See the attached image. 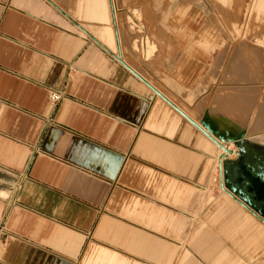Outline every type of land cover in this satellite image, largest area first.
<instances>
[{"label":"crops","instance_id":"obj_1","mask_svg":"<svg viewBox=\"0 0 264 264\" xmlns=\"http://www.w3.org/2000/svg\"><path fill=\"white\" fill-rule=\"evenodd\" d=\"M197 2L0 0V264H264L233 156L218 189L203 124L231 122L233 92L216 91ZM235 225L240 248L212 245Z\"/></svg>","mask_w":264,"mask_h":264},{"label":"rangeland","instance_id":"obj_2","mask_svg":"<svg viewBox=\"0 0 264 264\" xmlns=\"http://www.w3.org/2000/svg\"><path fill=\"white\" fill-rule=\"evenodd\" d=\"M261 2L264 0H199L196 4L202 7V17L197 19L200 23L195 32L202 43H211L216 47L212 50L216 63V91L220 93L227 89L233 92L232 100L228 98L221 101L219 98L218 110L240 128L239 135H244L236 138L238 142L230 141L226 144L227 148L238 151L229 159H238L239 170L226 172L225 176L231 183L253 193L254 199L264 210V179L254 171L250 154L254 148H264V141L260 139L256 126V115L260 116L264 106V7ZM218 129V133L224 136V132ZM238 144L244 145L246 150L241 151ZM216 179L218 189L222 191L218 163ZM259 216L264 219V213ZM245 222L251 223V220L245 218ZM235 226L231 233L224 236L212 234L207 237L213 240L212 245L216 243L221 247L226 244L228 248H234V244H239L240 248L242 242H234L232 239L243 238L239 232L243 228ZM224 237L228 242H223ZM203 260L211 264L208 259Z\"/></svg>","mask_w":264,"mask_h":264},{"label":"bare ground","instance_id":"obj_3","mask_svg":"<svg viewBox=\"0 0 264 264\" xmlns=\"http://www.w3.org/2000/svg\"><path fill=\"white\" fill-rule=\"evenodd\" d=\"M261 6L264 7V2H261ZM261 78V77H260ZM261 109V108H260ZM261 113V114H260ZM260 113H257V114H260V116L256 115V117L258 118L257 119V128H258V135L260 137V139H262L264 141V106L262 107ZM212 121H213V124L215 126H217L218 128H220V130L222 132H224V136L220 135L218 132L217 134H214L216 139L218 140V142L220 144H222L224 147H226V150H224L222 147V150H223V155L220 159V161H218V165L219 167H221V169H223V159H225L227 156H234L236 155V153L238 152L237 150H234V149H229L227 148V146L225 144H227L228 142H230V139L232 138H241L243 137L244 135H239L241 133L240 131V128L234 124H232L231 122L221 118V117H217V116H214L212 117ZM256 121V120H255ZM204 127L205 125H207L209 128L210 126L208 124H203ZM254 126V127H256ZM257 132V131H256ZM239 135V136H238ZM253 135V134H252ZM246 137V136H245ZM247 138V137H246ZM257 139V138H256ZM254 140V139H253ZM262 141V142H263ZM259 143V142H258ZM241 147V146H240ZM242 149V148H241ZM222 186L223 188H226L225 187V181H223V177H222ZM233 189H235L234 187H232ZM232 188L230 189L231 192L233 193L232 191ZM245 197V196H244ZM246 198V197H245ZM248 199V198H246ZM249 200V199H248ZM251 201V200H249ZM246 202V201H245ZM247 203V202H246ZM255 205V204H254ZM256 206V205H255Z\"/></svg>","mask_w":264,"mask_h":264},{"label":"water","instance_id":"obj_4","mask_svg":"<svg viewBox=\"0 0 264 264\" xmlns=\"http://www.w3.org/2000/svg\"><path fill=\"white\" fill-rule=\"evenodd\" d=\"M205 128H207V130L206 129H203L205 132H206V134L209 136V137H211L220 147H222L224 150H226V147H224L222 144H220L219 142H218V140L216 139V137L213 135V133H214V131L213 130H211L207 125H205ZM214 134H216V133H214ZM239 140H241V139H239ZM230 141H235V142H238V140H236V138H232V139H230ZM241 144H238V147L241 149ZM241 151H244V150H242L241 149ZM220 171H221V168H220ZM221 175H222V171H221ZM257 176H259L260 177V175L259 174H257ZM223 183V182H222ZM232 188V187H231ZM228 191V190H227ZM232 191H233V193H230V191H228L230 194H233V195H235L236 194V197H237V199L242 203H244V201H246L247 203H248V205L249 206H247V207H249V208H251V209H254V210H256L259 214H262V211H261V209H259L258 207H256L251 201H249L248 199H246L240 192H237V190L236 189H233L232 188ZM255 212V211H254ZM258 214V215H259Z\"/></svg>","mask_w":264,"mask_h":264},{"label":"built area","instance_id":"obj_5","mask_svg":"<svg viewBox=\"0 0 264 264\" xmlns=\"http://www.w3.org/2000/svg\"><path fill=\"white\" fill-rule=\"evenodd\" d=\"M50 97H51V100L55 103L61 99V95L57 92H52Z\"/></svg>","mask_w":264,"mask_h":264},{"label":"flooded vegetation","instance_id":"obj_6","mask_svg":"<svg viewBox=\"0 0 264 264\" xmlns=\"http://www.w3.org/2000/svg\"><path fill=\"white\" fill-rule=\"evenodd\" d=\"M261 166L263 167V170L259 173L260 177L264 179V161L262 162ZM253 197V196H252ZM258 204L256 205V207ZM262 213H264V210L261 209Z\"/></svg>","mask_w":264,"mask_h":264}]
</instances>
